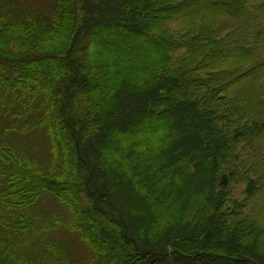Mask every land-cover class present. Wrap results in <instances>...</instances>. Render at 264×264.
I'll list each match as a JSON object with an SVG mask.
<instances>
[{"label": "trees", "instance_id": "obj_1", "mask_svg": "<svg viewBox=\"0 0 264 264\" xmlns=\"http://www.w3.org/2000/svg\"><path fill=\"white\" fill-rule=\"evenodd\" d=\"M6 1L0 91L52 160L0 148V204L54 197L87 264H264V0Z\"/></svg>", "mask_w": 264, "mask_h": 264}, {"label": "rangeland", "instance_id": "obj_2", "mask_svg": "<svg viewBox=\"0 0 264 264\" xmlns=\"http://www.w3.org/2000/svg\"><path fill=\"white\" fill-rule=\"evenodd\" d=\"M12 2L18 7V13L26 11L29 15L46 14L54 7L50 0ZM8 4V1L4 3V11L11 13L14 5ZM146 51V47L141 46L137 62L148 57ZM15 95L0 91V148L8 144L19 156H27L33 162V168L46 170L52 157L47 136L39 127L42 111L38 109V103L27 107L26 101L15 99ZM242 190V187L236 188L234 198L241 200ZM22 220L26 221L22 226L27 229L18 232ZM72 222L67 207L46 192L41 193L34 205L14 214L0 204V238L6 239L0 240V250L7 248V257L12 253L8 258L10 264H87L94 255L80 234L71 228Z\"/></svg>", "mask_w": 264, "mask_h": 264}]
</instances>
